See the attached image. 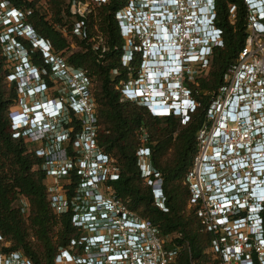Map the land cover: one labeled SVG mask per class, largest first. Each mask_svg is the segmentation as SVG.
<instances>
[{
    "label": "built area",
    "instance_id": "obj_1",
    "mask_svg": "<svg viewBox=\"0 0 264 264\" xmlns=\"http://www.w3.org/2000/svg\"><path fill=\"white\" fill-rule=\"evenodd\" d=\"M108 1L89 0L86 11H73L85 17L91 3ZM245 2L249 12L247 38L204 109V121L197 131V152L185 180L190 191L189 208L213 235L209 252L220 264H257L255 253L258 264H264V0ZM10 6L0 0V25L6 28L3 38L12 58L24 48L14 35L25 13ZM235 13L236 6H231L232 20ZM142 18L146 20L144 24ZM116 19L126 41L121 59L128 73L119 82L122 99L144 106L152 102L153 116H175L186 125L192 114L203 108L190 84L197 86L201 78L208 76L214 51L211 44L224 46L223 31L216 24V0H130L117 11ZM84 28L85 22L80 21L74 31L82 38L86 36ZM207 28L220 35L210 38ZM144 33L149 36L145 40ZM165 34L170 35V41H165ZM158 37L160 48L156 46ZM135 52L142 53L137 76L131 67ZM47 59L54 60L53 76L65 81L69 92L59 100L34 104L52 123L39 126L38 132L29 127L22 129L21 125L12 129L15 138L41 145L37 154L46 158L47 177L69 178L75 171L81 179L70 197L69 190L61 193L59 186L48 189L54 212H71L72 223L81 233L60 250L55 264H182V246L176 242L181 236L164 235L159 227L117 198L109 184L119 180L120 168L97 140L91 80L84 71L69 67L52 54ZM26 72L43 78L28 56L10 75L19 81L21 110L29 106L23 100L25 96L37 95L26 92L20 83L28 78ZM121 75L120 69L112 71L113 78ZM41 84L46 91L49 85L44 80ZM62 101L71 108L62 111ZM47 103H53L52 112L40 108ZM70 111L77 117H86L82 131L75 137L67 127ZM139 135L137 161L141 175L152 186L156 204L168 211L162 175L151 162L149 133L142 127ZM0 264L35 263L24 252L12 250L0 231Z\"/></svg>",
    "mask_w": 264,
    "mask_h": 264
},
{
    "label": "trees",
    "instance_id": "obj_2",
    "mask_svg": "<svg viewBox=\"0 0 264 264\" xmlns=\"http://www.w3.org/2000/svg\"><path fill=\"white\" fill-rule=\"evenodd\" d=\"M5 1L25 13L24 19L33 26L37 37L49 44L56 57L69 67L84 71L94 84L91 92L96 103L97 140L120 168L119 180L109 182L116 197L159 227L164 235L181 236L176 242L182 246V264H220L209 252L213 235L205 229L195 210L189 208L190 191L185 180L197 152V131L204 121V109L236 62L247 38L249 12L245 0H216V24L223 31L224 46L214 49L208 76L201 78L197 86L190 84L203 108L192 114L186 125L178 117L153 116L146 106L122 99L119 82L126 79L128 69L121 59L126 41L121 36L116 13L130 0L91 3L85 17L75 13L72 5L74 1L89 0ZM231 6H236L233 20ZM80 21L85 22L86 36L82 38L74 31ZM2 29L0 25V231L12 250L24 252L35 264H55L60 250L81 233L72 223L71 212L59 215L51 206L46 158L38 156L39 144L13 136L10 114L19 99V83L12 80L11 88L5 89L6 76L14 72L7 69L11 57ZM14 37L27 49L31 63L52 75L53 63L34 46V41L19 35ZM141 63L142 53L135 52L131 67L136 76ZM114 69H120L122 75L113 78ZM43 78L52 86L48 76ZM70 113L67 127H76L71 133L75 137L82 131L86 117L80 119ZM142 127L149 133L152 165L162 175L168 211L156 204L152 186L141 175L137 151ZM69 178L71 183L66 188L70 197L81 179L75 171ZM12 192L25 197L28 213L25 205H17L10 198ZM254 260L258 264L256 253Z\"/></svg>",
    "mask_w": 264,
    "mask_h": 264
},
{
    "label": "clouds",
    "instance_id": "obj_3",
    "mask_svg": "<svg viewBox=\"0 0 264 264\" xmlns=\"http://www.w3.org/2000/svg\"><path fill=\"white\" fill-rule=\"evenodd\" d=\"M146 22L145 19L142 18L141 23L144 24ZM210 24V22H208V24L206 25V27H208V25ZM17 32L19 36H23V35H30V39L29 40H33L34 41V46L35 47H40L44 57H45V53H46V57H49L50 54L53 55V58H55L54 54L51 53L50 51V46L49 44L48 48L45 49V47L43 46L42 41L44 39H40L37 37V34L35 33L33 26L29 23H27L26 19L22 18V20L18 23L17 25ZM206 33L210 36V38H216L218 37V35H220L219 33H217L216 30H214L213 28L209 29L207 28ZM146 37V33L143 34L142 39H144ZM45 41V40H44ZM46 42V41H45ZM47 43V42H46ZM216 47H219V45H216L214 43L211 44V49H215ZM27 58V57H25ZM51 63H53V66H55V62L54 60H50ZM178 71L181 70V66H182V60H178ZM28 75V78H24L22 80H20L21 84H24L23 87L25 89L26 92H33L34 94H41L45 91L46 87L45 85H42L41 82L44 80V78H40V77H36L31 73L26 72ZM54 74V70L52 69V75ZM47 83V82H46ZM48 84V83H47ZM60 106L62 111L64 110V108L66 109L67 107H70V104L68 102H60ZM149 111L151 110V106H152V102L149 103V105H145ZM71 108V107H70ZM42 114V116L39 115ZM11 116V121H12V128L17 126V125H21L22 129L23 128H30L31 130H35V131H39V126H43L44 124L47 123H52L51 120H49L47 117H45V115L42 112H39L36 109L35 105H30L26 107L25 110H20V111H15V112H11L10 114Z\"/></svg>",
    "mask_w": 264,
    "mask_h": 264
},
{
    "label": "rangeland",
    "instance_id": "obj_4",
    "mask_svg": "<svg viewBox=\"0 0 264 264\" xmlns=\"http://www.w3.org/2000/svg\"><path fill=\"white\" fill-rule=\"evenodd\" d=\"M10 7H12V6H10ZM88 8H89V1H85V2L79 1L77 4H74L72 6L73 10L82 11V12L86 11ZM44 9H46V8H44ZM4 30H6V28H3L2 32ZM65 34L68 36L67 32ZM24 38L30 39L29 36H25ZM73 46L75 47L74 44H73ZM37 49H40V47H38ZM37 49L35 48V50H37ZM74 49L78 50L77 47ZM50 52L53 53L52 50ZM27 53H28V51L26 48H21V50H17L15 55L13 56V54H12V58L9 59L7 69L10 70L11 72L17 71V66L21 63L22 60L24 61L25 57H27V56H28L29 60L31 61L29 53L28 54ZM53 54L55 55V53H53ZM39 70H40L41 76H48L49 80L52 82V86H48V89L44 93H41L39 95L33 96V95L29 94V95L25 96V98L23 99L24 102H28L30 105H34L35 103L40 102V101H44L46 99L59 100V98H61L60 96H66L68 94V92H69L68 87L69 86L66 85V82L63 81L59 76L54 77V76H51L50 74H47V72L41 70L40 68H39ZM13 79L14 78L10 75L6 76L5 81H4L6 90H9L11 88V82ZM16 81L19 82L18 80H16ZM93 87H94V84L92 83V89H93ZM18 90H19V88H18ZM20 91H19V98H20V94H21ZM17 110L18 111L21 110V107L19 105V101L16 103L15 106L12 107L11 112H15ZM78 117L80 119L83 118L82 114H79ZM11 128H12V126H11ZM69 130L75 132L76 127L72 126V127H70ZM26 140H28V139H26ZM40 146L41 145H39V147ZM34 148H36V146H34ZM70 183H71V181L69 180V178H62V179L58 180V179H55L53 177L48 176L46 179V185H47L48 189L52 186H59L60 187L59 191L61 193H64V194L68 191V189L66 188V185L70 184ZM9 196L14 201L15 204L25 205L26 206V212L27 213L29 212L28 202L25 199V197L20 196L18 194H15L13 192L10 193ZM32 239L34 241H36L34 238H32Z\"/></svg>",
    "mask_w": 264,
    "mask_h": 264
},
{
    "label": "bare ground",
    "instance_id": "obj_5",
    "mask_svg": "<svg viewBox=\"0 0 264 264\" xmlns=\"http://www.w3.org/2000/svg\"><path fill=\"white\" fill-rule=\"evenodd\" d=\"M159 39V37L157 38V47H159L160 48V45H159V43H158V40ZM164 39H165V41H170V35L169 34H165L164 35ZM164 41V40H163ZM166 46L168 47V44H166ZM153 49H155V47L153 48ZM168 49V48H167ZM152 51V50H151ZM153 51H155V50H153ZM172 50H170V53H172L171 52ZM155 53H156V51H155ZM155 55H157V54H155ZM157 57V56H156ZM151 64H153V63H151ZM40 108L41 109H43V112L44 111H47V112H52L53 110H54V106H53V103H47V104H45V105H41L40 106ZM40 116H42V114H40L39 115V118H40Z\"/></svg>",
    "mask_w": 264,
    "mask_h": 264
},
{
    "label": "flooded vegetation",
    "instance_id": "obj_6",
    "mask_svg": "<svg viewBox=\"0 0 264 264\" xmlns=\"http://www.w3.org/2000/svg\"><path fill=\"white\" fill-rule=\"evenodd\" d=\"M149 36L148 35H146V37L144 38V40L146 39V38H148Z\"/></svg>",
    "mask_w": 264,
    "mask_h": 264
}]
</instances>
